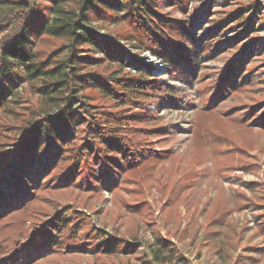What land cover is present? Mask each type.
I'll return each instance as SVG.
<instances>
[{
  "label": "rangeland",
  "instance_id": "rangeland-1",
  "mask_svg": "<svg viewBox=\"0 0 264 264\" xmlns=\"http://www.w3.org/2000/svg\"><path fill=\"white\" fill-rule=\"evenodd\" d=\"M25 1L41 10L47 4ZM180 1L183 7L165 3L158 9L175 22L173 31L186 28L184 34L168 31L169 41L177 43L162 40L165 51L170 48L192 65L176 73L151 52L154 38L144 36L148 47L133 41L134 23L88 24L121 49L116 51L124 66L104 61L85 73L127 81L140 74L162 90L143 99L133 96L126 106L84 90L73 103L78 116L66 136L73 135L69 148L79 156L81 139L90 137L94 118L88 105L125 120L113 136L123 153H114L116 166L105 168L88 151L85 163L71 166L65 177L71 163L55 169L58 150L45 158L33 153V169L40 163L42 170L25 180L31 190H1L6 202L0 201V264H264V0ZM252 4H258L254 15L243 11L244 19L252 17L246 33L232 20L223 25L230 13ZM4 9L11 21L0 24V47L22 16L11 13L10 5ZM69 45L43 36L35 50L47 60L60 48L58 60L64 62ZM77 47L87 55L86 46ZM37 87L18 84L0 108L2 181L16 158L21 162L17 152L25 132L19 129L41 114ZM169 91L175 94L167 96ZM113 125L111 120L107 127ZM44 244L49 248L43 251Z\"/></svg>",
  "mask_w": 264,
  "mask_h": 264
},
{
  "label": "trees",
  "instance_id": "trees-1",
  "mask_svg": "<svg viewBox=\"0 0 264 264\" xmlns=\"http://www.w3.org/2000/svg\"><path fill=\"white\" fill-rule=\"evenodd\" d=\"M73 1L78 5L76 9L70 7L69 3ZM45 2L47 4L41 10L38 6L36 7V4L25 0L16 2L0 0V24L11 21V17L4 13V7L7 5H10L11 13L15 12L22 15L17 29L9 37L7 43L0 47V108L7 102L9 103V100L15 95L14 91L18 84L21 83H38L36 91L41 101L39 102L41 114L38 113L40 115L36 117L33 123L19 129V131L25 133H23L24 135L20 140L18 154L13 153L11 155H18L17 157L21 162L17 161L16 158L15 167L7 169L6 173L4 172L11 175L8 178L3 177V181L0 180V201H4L1 200L3 197L2 191L11 188L20 191L24 187V191L31 190L25 180L31 179L30 176L42 170L40 163H37L38 167L33 169V153L38 155L37 153L40 152L42 154L41 158H45L49 157L51 152L58 150L57 155L59 154V156L53 165L55 169H60L64 163H71L70 167L65 169L64 177L71 175L72 168L74 169L75 166L85 163L84 160L87 158L88 151L96 153L98 158H102L105 168H108L109 165L112 168L116 166L115 156L112 158V155L114 153L115 155H122L123 153L120 150L119 143L113 139V136L115 137L119 133L120 125L125 121L120 120L122 118L120 116L111 115L109 118L87 105L86 112L91 118H94L93 125L89 127L92 130L90 137L88 140L81 139L83 150L80 153L82 155L78 156L72 151V148H69L70 143L67 140L72 138L73 135L66 136L68 131L76 128L77 123L75 122H77L76 118L78 116L75 114L73 103L76 100H81L79 96L84 90L87 88L96 90L110 100H115L114 102L119 101L120 106H126L133 96L143 99L149 96L147 94L151 95L159 90L161 92L162 89L156 85L157 81L155 79L145 80L140 77V74L136 76L135 81H127L122 77L105 79L85 73L86 68L96 67L104 61L113 62L118 67L119 65L124 66L120 53L116 51L118 48L113 47V43H110L113 41L105 40V37L99 36L98 33L88 28L90 22L99 19L111 20L113 23L132 22L137 26V33H133V41L140 46L148 47V43L144 41V36L148 37L147 41L154 38L152 43L155 48L151 49V52L162 62L167 63L175 73L182 66H192L190 62L187 63L179 55L175 54L174 56L169 53L170 48L165 51L167 46H164L165 43L162 42V40L167 42L171 40L169 37L171 34L168 31H173L176 24L158 15V9L165 3L171 4L175 8L183 7L180 0H45ZM257 7L258 4H252L230 13L223 25L226 24L227 20H232L235 24H241L242 28L245 27L243 35L250 27L249 24L252 18L247 16L244 19L243 11L249 10L248 15H254L255 11L258 10ZM114 11H118V13H114ZM223 25L218 26V29L222 30ZM176 30L173 31L174 34L178 31L182 34L186 32L185 26L178 27ZM43 36L66 40L70 44L65 47L69 52L66 61L58 60L57 52L60 51V48L48 57L49 59H39L35 46L39 38ZM178 38H181V36ZM157 40H161V42L159 43ZM169 42L173 45L178 41ZM78 45L81 47L86 46L87 55H82L79 52ZM118 50L122 52L121 49ZM184 50L187 51L183 48L182 52ZM170 60H172L171 63ZM174 94V91H169L167 96ZM168 99H171V97H168ZM55 108L57 110H54ZM139 118L144 119L146 117ZM111 120L114 123L113 127H107ZM133 120L134 117H131L130 121ZM0 157H3V155L0 154ZM142 158L144 159L145 156ZM16 174L26 177L17 179ZM69 184L63 186L69 187L71 186ZM56 222L49 221V224L57 229ZM45 247L49 248L47 244H44L43 251Z\"/></svg>",
  "mask_w": 264,
  "mask_h": 264
}]
</instances>
